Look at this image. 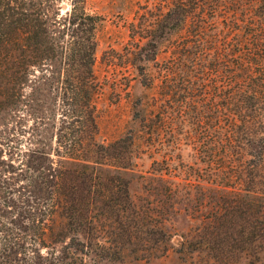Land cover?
Returning <instances> with one entry per match:
<instances>
[{
    "label": "trees",
    "instance_id": "obj_1",
    "mask_svg": "<svg viewBox=\"0 0 264 264\" xmlns=\"http://www.w3.org/2000/svg\"><path fill=\"white\" fill-rule=\"evenodd\" d=\"M62 1L0 0V264H104L126 250L164 253L171 234L145 222L130 194L133 136L95 141L100 15L87 0H69L64 10ZM191 1L190 26L202 35L214 6L206 13L203 0ZM253 1L243 3L256 5L257 16L237 42L242 72L225 89L226 113L243 128L227 135L241 149L227 151L237 154L223 182L233 188L208 230L216 258L264 240V0Z\"/></svg>",
    "mask_w": 264,
    "mask_h": 264
},
{
    "label": "rangeland",
    "instance_id": "obj_2",
    "mask_svg": "<svg viewBox=\"0 0 264 264\" xmlns=\"http://www.w3.org/2000/svg\"><path fill=\"white\" fill-rule=\"evenodd\" d=\"M203 1L206 13L213 6L214 12L200 35L190 26L191 0H87V9L100 15L95 141L109 145L133 136L125 170L131 197L145 222L171 234L164 253L126 250L104 264H264L263 239L220 258L207 242L221 196L233 188L223 185L237 156L227 151L241 149L239 142L227 143L229 131L243 124L226 113L225 89L241 75L234 65L237 42L257 7L243 6L245 0ZM69 5L62 1L63 10ZM186 16L187 25L177 28ZM183 242L189 249L180 251Z\"/></svg>",
    "mask_w": 264,
    "mask_h": 264
}]
</instances>
